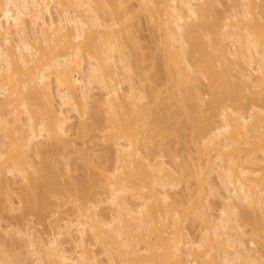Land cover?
<instances>
[{
	"label": "bare ground",
	"instance_id": "bare-ground-1",
	"mask_svg": "<svg viewBox=\"0 0 264 264\" xmlns=\"http://www.w3.org/2000/svg\"><path fill=\"white\" fill-rule=\"evenodd\" d=\"M102 1L0 0V232L26 248L0 264H264V0ZM131 7L158 30L162 95L131 79ZM76 137L111 165L59 167Z\"/></svg>",
	"mask_w": 264,
	"mask_h": 264
},
{
	"label": "rangeland",
	"instance_id": "rangeland-1",
	"mask_svg": "<svg viewBox=\"0 0 264 264\" xmlns=\"http://www.w3.org/2000/svg\"><path fill=\"white\" fill-rule=\"evenodd\" d=\"M100 1H102V0H100ZM102 2H106V1H102ZM130 9H132V7L130 8ZM134 9H135V7H134ZM134 9H132V10H130V14L132 15H134L135 16V18L133 17V18H131L130 19V21H131V24H129L130 22L128 21V24L130 25V27H129V29H132L131 31L134 33H132V36L134 35V39L135 38H137L136 39V41H134V39H132V45H134L135 43H137L136 45H134L133 47H134V49H137L138 47V49H140V50H138V51H140L141 53H142V55H140V54H138V56L140 55V58H143V57H145V60L143 59V66L144 65H146V66H144L145 68H146V70H145V68L143 69V71H142V74H140L139 76H138V74L134 71L132 74H131V79L133 80V82L135 83L134 85L135 86H137V84H138V86L137 87H139V88H144L145 86H147V85H149L148 87H149V89L151 88H153V87H155L154 88V90L152 89V90H150V91H153L154 93L153 94H155L156 92H158V94L159 95H162V94H164L165 93V89L164 88H166L165 86H166V83H165V81L164 80H161V79H163L162 78V74H161V72H163V68L160 66V63H159V61H157L158 59H159V57H160V55L162 54V50H161V47H160V45L158 44V42H157V39H158V36H157V34H158V30H156L154 27H153V23L152 22H149L148 21V19H147V17H146V15H145V13H143V12H140L139 14H138V16H136V11L134 10ZM99 12H100V14H102L101 16L103 17L102 19H104L105 17H104V14H103V12L102 11H100L99 10ZM129 12V11H128ZM134 12V13H133ZM127 14H129V13H127ZM132 15V16H133ZM138 19H137V18ZM127 24V25H128ZM128 25V26H129ZM136 36V37H135ZM132 38V37H131ZM133 41H134V44H133ZM135 46H138L137 48H135ZM139 53V52H138ZM142 56V57H141ZM149 57L151 58V57H155L156 58V61H157V63H159V66H157V68H155L156 70H158V71H155V69L153 68H150L151 67V65H150V61H151V59H149ZM150 60V61H149ZM148 65V66H147ZM159 67V68H158ZM149 72V73H148ZM154 72V73H153ZM136 73V74H135ZM152 74V75H151ZM160 74V76L158 77V75ZM142 76V77H141ZM153 76V77H152ZM155 76V77H154ZM159 83V84H158ZM140 85V86H139ZM128 84L126 85V83H124L123 84V86H122V89L123 90H126L128 87ZM151 86H153V87H151ZM98 89V90H97ZM158 91H157V90ZM99 90H101L100 88H96V86H95V89L93 88V90H92V92L94 93V94H96L97 95V97H101V95H102V93H103V90H101L102 91V93L99 91ZM155 90H156V92H155ZM162 90V91H161ZM101 93V94H100ZM157 95V94H156ZM166 95V94H165ZM206 106V103H204V105L202 106V108H204ZM74 113H71L70 115L72 116ZM74 117H73V121L74 120H76V117H75V114L73 115ZM86 116V115H85ZM182 116V115H181ZM181 116H180V118H181ZM182 120H183V117L181 118ZM181 119H180V121H181ZM183 121H181V123H182ZM180 123V124H181ZM171 125H173V122L172 123H170ZM182 124H186L185 122H183ZM182 124H181V126L180 127H182L181 128V131L180 130H178L179 132H181L183 135H185L186 133L188 134V130L186 129V128H189V127H187L188 125L186 124L185 126H186V128H184V126H182ZM179 125H176L175 127L176 128H178L179 129V127H178ZM185 131V134L183 133ZM180 133V134H181ZM2 134V131H0V135ZM145 134V133H144ZM179 134V133H178ZM181 134V135H182ZM186 134V135H187ZM186 135L184 136L185 137V139L183 140V138L184 137H182V139L180 138L179 139V141H178V139L176 140L175 138H173L172 136L171 137H169V138H167L168 140H167V144H166V146H164L163 148H165V149H163V150H161L162 152L164 151L165 153H167L168 154V152H172V153H176L177 155H179L178 157H177V155H176V157H175V159L177 160H179L180 158H182L181 156H184L186 153H187V149H186V147H185V145H183V143H185V140H186ZM2 136V135H1ZM180 137V136H179ZM148 140H149V137H148ZM176 140V141H175ZM149 142H150V140H149ZM148 142V143H149ZM152 143V142H151ZM150 143V144H151ZM186 144V143H185ZM70 145L71 146H69L68 147V149L67 150H63V152H62V150H57L54 154H53V157L55 158V159H58L59 160V167H61V168H63L65 165L68 167V170H69V172H70V174L72 173V174H74L75 176L77 175V178H79V179H81L80 177H82V175L83 176H85V173H86V176L87 175H89L93 170L92 169H90L91 168V166L93 167V163H94V165H96V166H98V167H100V166H102V165H111V163L113 162V156H112V158L111 157H109V159H108V163L107 164H105V162L103 161V158L102 157H104V156H102L101 154H103V151L101 150L102 148H101V145H100V143H95L94 145H92V144H90L85 138H83V137H76V139H75V141H73L72 143H70ZM152 145V144H151ZM2 146V145H1ZM5 147V146H4ZM147 147V146H146ZM146 147H144V151L145 152H148L149 154H150V156H151V154L153 153V155L157 152V148L156 147H154L153 145H152V147H151V149L150 150H148L147 151V149L148 148H150L149 147V145H148V148H146ZM80 149V150H78V149ZM83 148V149H82ZM2 149H4V148H2ZM70 149V150H69ZM72 149V150H71ZM87 149V150H86ZM170 149H172V150H174V151H170ZM5 150V149H4ZM168 150V151H167ZM85 151H86V153H85ZM156 151V152H155ZM181 151V152H180ZM185 151V152H184ZM102 152V153H101ZM164 153V154H165ZM179 153V154H178ZM185 153V154H184ZM85 154V155H84ZM167 154H165V155H167ZM183 154V155H182ZM56 155V156H55ZM152 155V156H153ZM188 155V154H187ZM186 155V157H189V156H187ZM40 155H38V157L37 156H35L34 158H35V161H38V160H40L41 158L39 157ZM43 157V156H42ZM57 157V158H56ZM87 157V158H86ZM107 157V158H108ZM166 157V156H165ZM180 157V158H179ZM37 158V159H36ZM39 158V159H38ZM91 158V159H90ZM106 158V159H107ZM105 159V160H106ZM183 159V158H182ZM184 159H188V158H185L184 157ZM57 160V161H58ZM88 161L89 162H91V164L90 163H88ZM107 161V160H106ZM93 162V163H92ZM64 163V164H63ZM62 164V165H61ZM90 166V167H89ZM90 169V170H89ZM72 174H71V176H72ZM81 175V176H80ZM72 177H74V176H72ZM75 179H76V177H74ZM82 178H84V177H82ZM63 180V179H62ZM16 184H17V182H16ZM219 191H221V189H219ZM222 192V191H221ZM220 192V193H221ZM13 195H12V199L13 200H17V197H16V195L14 194V193H12ZM1 196H2V194H0ZM4 197V195L1 197V198H3ZM2 200V199H1ZM4 200H2L1 201V203H0V209H1V207L3 206V204H2V202H3ZM212 202H214V205H215V207L217 208L218 207V203L216 202V199H212L211 200ZM220 203V202H219ZM4 206H5V204H4ZM3 206V207H4ZM4 208H6V207H4ZM7 211H5L6 213L5 214H3L2 215V219H1V222H2V224H6V222L8 223V222H10L11 221V223L10 224H12L13 225V220H14V218H10V217H12V215H15V216H18V215H20V211L19 210H17V209H12L11 210V212H9V210L8 209H6ZM2 213H4V211L2 210ZM0 215H1V211H0ZM14 216V217H15ZM32 218V220H31V223H30V225H32L33 227H34V229L36 230H38V232H40V233H42L43 232V234L44 235H48V236H50L52 233H53V231H55V227H53L52 225H51V227H50V224H48V221H47V219H49V218H51V217H47V219H44V217L43 218H38V217H36L35 218V216H33V217H31ZM37 218H38V220L40 221H38L37 220ZM4 219V220H3ZM7 219V220H6ZM10 219V220H9ZM27 219H23L20 223H21V225H20V223L18 222V224L17 223H14V225L16 226H22L23 225V223L26 221ZM45 220H46V222H45ZM4 222V223H3ZM27 222V221H26ZM13 225V226H14ZM49 228V229H48ZM52 228H54V229H52ZM50 229H51V231H50ZM36 230V231H37ZM193 230V231H192ZM192 235L193 236H195L196 235V229H195V226H193L192 227ZM6 237V238H5ZM1 238H3V239H1ZM5 239V240H4ZM63 238H58V241L60 240L62 243L65 241V238L62 240ZM3 240V241H2ZM12 240H14V241H18V242H16V244L17 243H20V245L19 244H17V245H19V247L18 248H20L19 250H18V248H17V246H16V244L13 242V243H11L12 241L10 240V235H8V234H6V233H3V232H0V245L2 246V247H5L4 249H5V251L6 252H9V254L11 255H13L14 256V259H16L18 256H21L20 254L22 253V252H26V248H25V241L23 240V239H19L18 238V235H14L13 236V238H12ZM59 241V242H60ZM2 242V243H1ZM6 243V244H5ZM11 243V244H10ZM68 243V244H67ZM9 244V245H8ZM64 244V247L66 248V250L68 251V252H70L68 249H69V247L71 248V245L69 244V242H64L63 243ZM73 247V246H72ZM68 248V249H67ZM96 248V247H95ZM72 249V250H71ZM70 250H71V252H70V254L71 255H75V248L73 247V248H71ZM14 250V251H13ZM94 250H97V248L96 249H94ZM10 251H13V253L11 252L10 253ZM17 253V254H16ZM74 253V254H73ZM103 254H100V255H98V256H100V257H104V256H102ZM11 257V256H10ZM101 258V259H102Z\"/></svg>",
	"mask_w": 264,
	"mask_h": 264
}]
</instances>
